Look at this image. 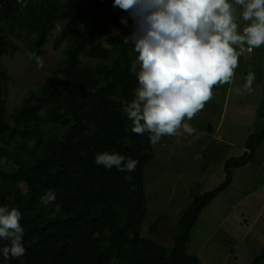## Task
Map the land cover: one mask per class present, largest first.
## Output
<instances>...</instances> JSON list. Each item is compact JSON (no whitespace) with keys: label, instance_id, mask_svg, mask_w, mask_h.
Here are the masks:
<instances>
[{"label":"trees","instance_id":"16d2710c","mask_svg":"<svg viewBox=\"0 0 264 264\" xmlns=\"http://www.w3.org/2000/svg\"><path fill=\"white\" fill-rule=\"evenodd\" d=\"M110 25L115 32L109 33ZM132 30V19L112 0H0V59L18 50L13 38L22 32L28 53L38 56L49 39L54 49L65 44L62 60L7 122L3 95L10 75L0 61V206L20 211L26 249L7 262L0 256V264H200L187 251L190 233L230 184L232 169L246 165L264 139V103L260 130L247 136L246 151L224 160V179L190 200L173 246L143 237L144 165L153 159V144L149 133L130 130L122 111V101L134 99L138 87L131 69L135 52L123 42ZM82 57L97 61L83 64ZM105 151L135 159V171L97 166L96 154ZM49 191L56 200L45 206L40 198ZM8 243L0 240V247ZM262 257L264 248L251 264Z\"/></svg>","mask_w":264,"mask_h":264},{"label":"rangeland","instance_id":"374dc122","mask_svg":"<svg viewBox=\"0 0 264 264\" xmlns=\"http://www.w3.org/2000/svg\"><path fill=\"white\" fill-rule=\"evenodd\" d=\"M240 23L242 27L244 22ZM113 32L115 29L110 25L109 33ZM24 34L22 32L18 39L13 38L18 50L0 59L2 67L10 75L3 95L7 109L5 122L10 120L9 113L27 92L41 85L63 58L65 44L54 49L49 39L40 56L44 67L37 68L28 59L29 43ZM133 54L136 57V53ZM96 61L82 57L83 64ZM250 72L255 74L256 79L253 92L247 94L243 91V84ZM263 84L264 46H261L251 53H243L234 70L232 82L213 86L212 98L191 120L185 121L194 130L191 134L181 129L177 135L163 136L153 145V159L144 165L146 213L140 227L143 237L167 248L173 246L174 236L179 233L177 222L184 208L192 198L224 179L225 158L241 155V147L247 136L260 130L263 123V118L259 117L264 103ZM237 88L241 89L239 93L235 91ZM52 131L56 132V129ZM259 151L251 167L233 170L234 182L226 194H221L201 211L187 245L189 254H199L201 264H251L263 251L264 203H254L252 200L253 203L248 206L247 197L253 196V193H248L223 219L232 202L240 200L246 191L260 186V182L264 181L260 176L264 167L252 170L260 166L261 157L264 156V140ZM3 168L10 170L6 166ZM258 193L264 194L262 187ZM238 218L239 228L232 229ZM155 222H158L156 231L150 233L148 228ZM257 264H264V257Z\"/></svg>","mask_w":264,"mask_h":264},{"label":"clouds","instance_id":"9594fccd","mask_svg":"<svg viewBox=\"0 0 264 264\" xmlns=\"http://www.w3.org/2000/svg\"><path fill=\"white\" fill-rule=\"evenodd\" d=\"M112 7L133 21L123 42L136 53L131 69L138 87L134 99L122 101V111L132 121L130 130L149 133L153 145L181 129L191 134L185 121L204 108L213 86L231 83L239 57L264 46V0H112ZM119 22L127 26L124 17ZM28 59L44 67L36 53L29 52ZM255 79L254 73L247 74L245 93L253 92ZM94 163L131 173L138 161L105 151L96 154ZM55 200L49 191L40 203L48 206ZM20 220L18 209L0 206V240L9 242L0 247L5 262L25 255Z\"/></svg>","mask_w":264,"mask_h":264},{"label":"crops","instance_id":"0c3cea01","mask_svg":"<svg viewBox=\"0 0 264 264\" xmlns=\"http://www.w3.org/2000/svg\"><path fill=\"white\" fill-rule=\"evenodd\" d=\"M264 140V139H263ZM263 140H262V142L256 147V149L254 150V152H253V154H252V157H251V159L248 161V163L246 164V165H244V166H241V167H245V166H248V167H251V165H252V162H253V160L255 159V156H257V154H260V151L258 152V150H259V147H260V145L263 143ZM245 141H246V139H245ZM245 141H244V144H243V146L241 147V151H242V153L244 152V151H246V147H245ZM242 153H240V154H242ZM226 159V158H225ZM259 162V161H258ZM256 166H257V164H256ZM264 167V156H262L261 157V160H260V166L258 167V169H256V167L255 168H252V170H261L262 168ZM238 168H240V167H237V168H234V169H232V180H231V182H230V184L223 190V191H221L211 202H214L219 196H221V194H226L225 192H227V190H229V188H231V186H232V184H233V182H234V175H233V170H235V169H238ZM222 175L223 176H225V171H224V169H223V171H222ZM260 176L263 178V180H264V168L262 169V171L260 172ZM262 187V189H263V192H264V181L263 182H260V186L258 185V186H256V187H252L250 190H249V192L248 191H246L245 192V194H243L242 196V198H240V200H237L236 202H232L231 203V205L232 206H230V209L228 210V214H226L224 217H223V219H226L227 218V216L229 215V213H231V211L232 210H234V208L236 207V205H237V203L238 202H240V201H242L243 200V198H246L247 197V194L249 193V194H251V193H253L254 195L253 196H251V197H247V198H249V201H248V206L249 205H251V203H253L252 202V200L254 201V203H256V202H262V203H264V200H263V193H261V194H263V195H261V194H259L258 193V191H259V189ZM256 195V196H255ZM262 197V198H261ZM210 202V203H211ZM210 205V204H209ZM208 205V206H209ZM208 206H206L205 208H207ZM204 208V209H205ZM239 218L238 219H236L235 220V222H234V227H232V229H238L239 227L237 226L238 224V222H239ZM191 234V233H190ZM190 238V237H189ZM236 245H237V243H236ZM200 247H201V245H200ZM187 251H188V248H187ZM199 254H195V256H197L198 257V259H199V261H200V257L198 256ZM200 264H201V261H200Z\"/></svg>","mask_w":264,"mask_h":264},{"label":"built area","instance_id":"2783aa9c","mask_svg":"<svg viewBox=\"0 0 264 264\" xmlns=\"http://www.w3.org/2000/svg\"><path fill=\"white\" fill-rule=\"evenodd\" d=\"M18 3H20L21 5H24L26 0H17ZM253 51V49L251 51H247L248 53H251Z\"/></svg>","mask_w":264,"mask_h":264}]
</instances>
